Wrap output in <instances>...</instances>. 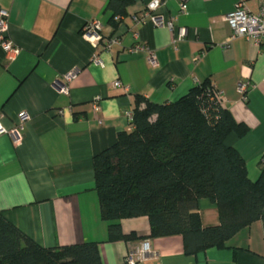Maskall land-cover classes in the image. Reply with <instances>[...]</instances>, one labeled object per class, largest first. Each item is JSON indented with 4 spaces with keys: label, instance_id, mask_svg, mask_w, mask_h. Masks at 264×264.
<instances>
[{
    "label": "crops",
    "instance_id": "crops-1",
    "mask_svg": "<svg viewBox=\"0 0 264 264\" xmlns=\"http://www.w3.org/2000/svg\"><path fill=\"white\" fill-rule=\"evenodd\" d=\"M108 1L0 0V9L8 12L7 34L19 48L9 60L0 47V123L11 128L23 112L28 116L20 145L0 135V212L42 247L95 242L102 264H123L126 253L149 236V221L120 219L122 232L135 239H108L93 157L129 129L127 113L136 97L172 102L208 82L248 127L243 137L230 133L224 143L239 151L255 181L264 163V45L238 36L225 46L231 30L223 18L237 0H187L183 12L179 0H161L158 13L171 19L175 32L186 30L180 40L167 27L132 20L143 16L149 0H133L114 24ZM259 1L246 0L247 8L257 13ZM94 20L101 23L98 44L81 34ZM136 45L143 49L134 51ZM149 51L156 64L148 61ZM71 71L75 77L66 81ZM56 80L65 92L55 87ZM240 80L250 85L246 101L236 90ZM198 212L202 226L218 224L209 199H199ZM149 240L153 255L138 264H264V217L237 233L230 246L196 254H184L179 235Z\"/></svg>",
    "mask_w": 264,
    "mask_h": 264
},
{
    "label": "trees",
    "instance_id": "trees-1",
    "mask_svg": "<svg viewBox=\"0 0 264 264\" xmlns=\"http://www.w3.org/2000/svg\"><path fill=\"white\" fill-rule=\"evenodd\" d=\"M133 0H109L106 8L124 16ZM144 101V107H139ZM248 127L213 98L203 82L176 101L136 97L129 129L93 157L94 189L108 239L134 240L117 223L146 216L149 236L179 235L183 252L230 246L232 238L264 217V163L255 181L237 149L224 141L243 137ZM216 205L218 224L202 226L198 201ZM0 264H102L95 242L42 247L0 212Z\"/></svg>",
    "mask_w": 264,
    "mask_h": 264
},
{
    "label": "built area",
    "instance_id": "built-area-1",
    "mask_svg": "<svg viewBox=\"0 0 264 264\" xmlns=\"http://www.w3.org/2000/svg\"><path fill=\"white\" fill-rule=\"evenodd\" d=\"M186 1L187 0H179L178 6L179 10L182 12L185 10ZM162 4L163 3L161 0H149L146 4L143 16L141 18L133 16L132 20L134 22H143L145 20H149L155 26H164L174 31V40H180L184 38L186 36V30L184 27H178L175 32L171 19L164 17L163 15L158 13V10L160 9V7H162ZM7 18L8 12L4 9H0V47L6 53L7 58L9 60H13L19 53V48L11 41L7 34ZM223 19L231 30V34L226 40L225 46L230 47L232 40L238 36L245 37L257 46L264 45V0L259 1V9L257 13H252L247 8L246 0H237L234 9L228 12ZM100 29L101 23L98 20H94L83 25L81 34L84 39L90 41L93 44H98V42L102 39ZM142 49V45H136L133 50L136 51ZM147 59L151 64H156V59L153 51H149ZM93 61L96 64H100L101 62L99 58H94ZM74 77V71H71L64 75V79L66 81H70ZM119 84L120 82L118 80L114 81L113 83L114 86H118ZM54 85L62 92H65L67 89L65 85H62L60 83V80H56L54 82ZM249 86L250 85L246 80L238 81L236 90L239 93L241 100H247ZM213 98L221 106L225 105L226 99L223 93L220 90L216 89L214 86ZM94 108L96 109V106H94ZM127 115L130 118L132 117L131 112L127 113ZM27 118V114L23 112L21 115V121L11 128H6L0 123V135H9L14 145H20L23 140V121ZM150 255H153L151 242L149 239H143L135 244V246L126 253L123 264H138L139 262L146 260Z\"/></svg>",
    "mask_w": 264,
    "mask_h": 264
}]
</instances>
